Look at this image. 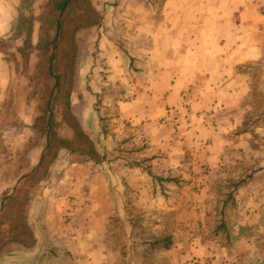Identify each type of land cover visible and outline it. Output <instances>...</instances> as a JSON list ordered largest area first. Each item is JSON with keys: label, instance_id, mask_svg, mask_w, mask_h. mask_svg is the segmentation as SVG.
<instances>
[{"label": "rangeland", "instance_id": "1", "mask_svg": "<svg viewBox=\"0 0 264 264\" xmlns=\"http://www.w3.org/2000/svg\"><path fill=\"white\" fill-rule=\"evenodd\" d=\"M55 1L26 0L11 38L26 39L12 56L25 100L12 94L13 119L0 126V264H21L40 231L62 225L99 234L76 243L93 251L77 255L78 264H264V79L255 78L248 118L237 115L252 128L229 122L237 111L218 121L209 104L191 109L215 98L186 93L205 80L181 89L178 77L150 78L167 63L129 59L123 33L150 17L136 15L140 0H123L113 27L104 5L117 0H74L62 16ZM34 18L42 22L40 42L30 48ZM144 44L153 49L150 39ZM250 67L255 76L264 71ZM171 82L177 91L164 93ZM19 105L30 120L19 117ZM155 108L162 111L144 112ZM201 125L217 135H204Z\"/></svg>", "mask_w": 264, "mask_h": 264}, {"label": "crops", "instance_id": "2", "mask_svg": "<svg viewBox=\"0 0 264 264\" xmlns=\"http://www.w3.org/2000/svg\"><path fill=\"white\" fill-rule=\"evenodd\" d=\"M25 1L0 0V126L10 125L9 122L13 119V110L7 112L12 94L16 93L22 101L25 100L23 97L25 92L18 85V79L23 78V73L18 72L12 56L20 55L26 39L21 37V42L18 43L11 40L23 23V16L28 13L27 9L25 10ZM122 1L117 0L106 5L103 3L108 15V26L113 16L124 10L123 8L119 10ZM146 1L140 0L137 8V4L135 5L136 15L145 14L150 17L141 21L139 16L137 20L139 23L127 28V35L123 33L124 39L128 41L124 47L129 51V59L132 62L142 60L155 64L167 63L164 68L150 70V78L171 76L173 80L178 77L181 79V89H189L191 82L189 80H199L195 86H202V80H205V86L209 88L202 86L198 90L189 89L186 93L196 92V95L206 96L207 91L212 92L215 98L192 103V111H196V105L201 108L200 103L209 104L214 108L213 118L218 121L224 113L237 111L229 122L235 123V127L252 128L253 122L244 124L237 120V115L242 119L248 118V112L253 109L249 97L255 90V78L264 79V71L255 76L253 68H248L254 63L264 64V14L260 12L257 0H149V7L145 5ZM33 7L36 9L35 5ZM26 24L29 25V22ZM41 26V20L34 18L31 38L27 41L30 48L39 46L38 31ZM129 29L133 32H129ZM146 39H150L151 45L154 43L153 49L148 50L149 48L145 47ZM159 49L162 50L161 53ZM29 53L36 57L39 50ZM243 67L246 68L244 71L241 69ZM171 86L174 87L172 82L170 86L166 84L164 93L177 91L176 88L172 91ZM219 96L222 98L220 104H217L215 100L219 99ZM21 107L19 105L17 109L19 117L26 115L30 120L27 114L28 106ZM202 107L205 109L206 105ZM153 111L158 113L162 110L159 108L144 110L148 113ZM135 114L137 116V113ZM201 123L204 124L205 121H199V124ZM209 128L201 125V133L210 135L213 131ZM213 135L216 136V132H213ZM5 136H8L7 131ZM107 170L110 171L111 178L115 176L110 169ZM82 180L80 177L77 178L78 183H82ZM86 181L88 182L86 187H89L90 182ZM75 185V188L71 187V193H78L77 186L81 185ZM61 228V231H57L56 227L40 231L38 247L31 248L29 254L22 257L21 264H78L75 261L76 256L81 257L84 251L87 256L90 250L85 248V245L77 246L76 243L87 244V239H96L99 235L98 232L95 234L88 232L86 227L85 232H76L68 225L64 227L62 225ZM42 255L46 257L42 259ZM92 255L93 251L88 256L93 257ZM98 264H104V259Z\"/></svg>", "mask_w": 264, "mask_h": 264}, {"label": "trees", "instance_id": "3", "mask_svg": "<svg viewBox=\"0 0 264 264\" xmlns=\"http://www.w3.org/2000/svg\"><path fill=\"white\" fill-rule=\"evenodd\" d=\"M72 1H74V0H56L54 2L55 8H57L59 10V16H62V14H64V12L68 9V7L72 3ZM61 27H62L61 21H58L57 22V31L58 32H57L56 39L54 40L55 48L57 47V44H58L57 43L58 37L61 34V32H60L61 31ZM55 56H56V51L53 52V57L52 58H54ZM53 60L54 59H52L51 62H53ZM53 75H55V78H56L55 87H59V85L61 84V78H60V76L54 74V72H53ZM50 107H51V109H49V117H48L49 120L47 122L48 136L50 135V133L52 131V123H51L52 121L50 119L52 117L51 115L53 114L52 113L53 107L52 106H50ZM68 151H70L71 153H77L73 148L72 149L69 148ZM82 153H84V155H85V152H82ZM90 159L94 160L95 163L99 162V159H97L95 157H92V158L90 157Z\"/></svg>", "mask_w": 264, "mask_h": 264}, {"label": "built area", "instance_id": "4", "mask_svg": "<svg viewBox=\"0 0 264 264\" xmlns=\"http://www.w3.org/2000/svg\"><path fill=\"white\" fill-rule=\"evenodd\" d=\"M259 8L264 12V0H257Z\"/></svg>", "mask_w": 264, "mask_h": 264}]
</instances>
